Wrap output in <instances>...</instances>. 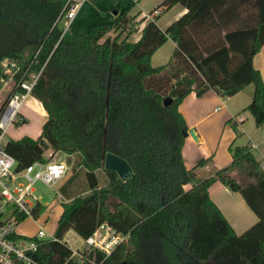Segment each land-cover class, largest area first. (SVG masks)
Instances as JSON below:
<instances>
[{
	"label": "trees",
	"instance_id": "1",
	"mask_svg": "<svg viewBox=\"0 0 264 264\" xmlns=\"http://www.w3.org/2000/svg\"><path fill=\"white\" fill-rule=\"evenodd\" d=\"M70 1L0 0V76L4 59L17 61L15 79L38 74L30 95L46 112L37 137L10 138L5 150L18 169L48 150L75 154L74 171L87 181L80 193L70 191L77 174L59 186L67 201L58 240L38 244L35 264H264V168L248 145H234L228 165L196 179L194 168L208 158L185 166L179 110L191 91L229 96L251 84L245 109L264 124V81L252 64L264 42V0H163L164 10L186 11L163 29L154 14L135 41L131 6L79 34L59 26ZM167 39L175 43L169 59L153 65ZM107 153L124 159L129 174L105 168ZM214 181L238 191L256 214L242 233L211 200ZM43 209L38 203L34 217ZM102 224L122 240L109 253L90 247L70 257L65 233L83 239Z\"/></svg>",
	"mask_w": 264,
	"mask_h": 264
},
{
	"label": "crops",
	"instance_id": "2",
	"mask_svg": "<svg viewBox=\"0 0 264 264\" xmlns=\"http://www.w3.org/2000/svg\"><path fill=\"white\" fill-rule=\"evenodd\" d=\"M73 1H77L79 6L67 27L64 22L61 24L64 25V29L67 28L75 33L86 34L93 24L113 22L119 11L131 6L130 14L134 15L135 20L138 21L137 30L130 35V39L133 41L139 38L141 28L148 20L152 19L154 14L158 16V26L163 29L186 11V8L180 4H174L172 7L164 10L159 5L163 0ZM174 47V41L167 39L154 51L151 56V63L153 65L165 63L169 59ZM252 64L260 72L264 81V42L253 55ZM252 92L253 86L251 84L229 96H221L214 89H208L200 96L191 91L180 103L179 110L186 122V130L192 129L194 133V136L187 133L182 145V158L185 166L189 168L198 159L208 158L202 165L194 168L196 179L205 178L217 169L228 165L232 160L230 147L234 145H248L254 158L264 168V124L256 125L251 113L245 109L251 101ZM39 103L41 104L40 101ZM23 107L24 104L22 109ZM26 110L29 112L28 109ZM44 113V117L42 116L38 119V125L34 134L27 133L29 130H33L30 126H27L29 128L28 131L22 132L19 137L23 135L33 138L37 137L40 133L41 125L46 118V112ZM23 114L26 119H29V116L32 117L33 115L31 112H29V115L27 112L26 114L23 112ZM238 116L242 117L241 121L236 120ZM61 153L63 156L64 153L59 151V154ZM65 155L69 163L70 157L76 156L75 154L66 153ZM67 173L58 183L59 185L63 184L72 174H77L76 171H73L67 176ZM95 174L97 175L96 172ZM208 194L236 233H242L257 221L256 214L247 205L242 195L238 191L230 190L220 181H214L209 185ZM59 196L60 199L55 205H57L56 207H58L60 215L62 202L67 201V199L60 192ZM49 226L48 222L47 229L55 230L57 224L53 227ZM64 241L66 242V240Z\"/></svg>",
	"mask_w": 264,
	"mask_h": 264
},
{
	"label": "built area",
	"instance_id": "3",
	"mask_svg": "<svg viewBox=\"0 0 264 264\" xmlns=\"http://www.w3.org/2000/svg\"><path fill=\"white\" fill-rule=\"evenodd\" d=\"M78 6L77 1L71 0L68 9L59 16L66 27ZM18 69L15 60L4 59L1 62L0 92L5 91V96L0 102V264H35L32 254L38 244L58 240L55 230L47 229L51 216L47 205L34 194L33 186L37 182L57 186L70 169L65 153L62 156L59 151L51 150L45 153L44 159L18 169L16 159L5 150L7 140L4 135L11 126L20 124L25 118L22 106L38 75L34 73L28 78L15 79ZM236 120L241 121L242 117L238 116ZM38 203L43 204L44 209L34 217L33 211ZM25 218H31L36 223L34 232L18 231V225ZM122 238L114 234L108 225L102 224L92 235L83 238L79 246L71 249L70 257L79 260L83 251L90 247L109 253Z\"/></svg>",
	"mask_w": 264,
	"mask_h": 264
},
{
	"label": "rangeland",
	"instance_id": "4",
	"mask_svg": "<svg viewBox=\"0 0 264 264\" xmlns=\"http://www.w3.org/2000/svg\"><path fill=\"white\" fill-rule=\"evenodd\" d=\"M62 23H63V18L59 20V26L64 27V25H61ZM4 96H5V91H1L0 92V102L4 98ZM26 109H28L29 112L33 114L32 117L29 116V119H26L25 122L11 126L6 132V134L4 135L5 140H8L10 138L15 139L19 137L22 132L28 131L29 128L27 126H30V128L33 129V130H29L27 133L34 134V131L36 130L37 125H38V119L42 116L44 117L45 110L43 106L39 103V101L35 99V97H33L32 95L26 99L24 103V107L22 109V111L25 114L27 112L29 115V112ZM28 120H29V123H28ZM31 122L33 123L30 124ZM75 159H76V156L70 157L69 159L71 163V166H70L71 168L69 169L67 176H69L74 171L75 165L73 164H74ZM125 165H126V168L124 167L123 169L119 170L118 174L120 175L125 174V172L129 168L127 163ZM76 173L77 175L73 181V184L71 185L70 191L80 193L81 191H84V189H86L87 181L85 178V174L82 171L78 170L76 171ZM96 173H97L98 182L99 184H101L105 178L104 173L102 170H97ZM59 186L60 185L57 184V186L51 187L42 182H37L33 186L34 194L40 197V200L45 205H47V210H49V214L51 216L49 219V225H50L49 227H53L57 224V216L59 215V209L58 207H56L57 205L55 204L60 199L59 192H58ZM36 228H37L36 223L31 218L23 219L18 225V231L20 233L34 232ZM64 240H66V243L69 245L71 249L76 248L83 241V239L79 235H77L72 229H70L64 235Z\"/></svg>",
	"mask_w": 264,
	"mask_h": 264
},
{
	"label": "water",
	"instance_id": "5",
	"mask_svg": "<svg viewBox=\"0 0 264 264\" xmlns=\"http://www.w3.org/2000/svg\"><path fill=\"white\" fill-rule=\"evenodd\" d=\"M187 133H190L191 135L194 136L192 129H189L188 131L187 130L183 131L184 136H186ZM125 164H126V162L124 161V159L116 156L113 153H107L105 155V159H104V167L105 168H111V169H114L115 171L119 172V170L123 169L124 167L126 168ZM129 172H130V169L128 168V170L125 172V174L124 175L122 174L121 177L126 176L127 174H129Z\"/></svg>",
	"mask_w": 264,
	"mask_h": 264
}]
</instances>
